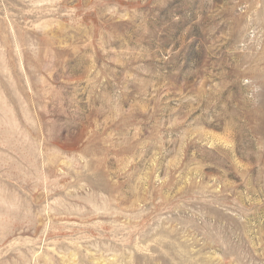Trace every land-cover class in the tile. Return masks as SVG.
<instances>
[{
    "label": "rangeland",
    "instance_id": "rangeland-1",
    "mask_svg": "<svg viewBox=\"0 0 264 264\" xmlns=\"http://www.w3.org/2000/svg\"><path fill=\"white\" fill-rule=\"evenodd\" d=\"M0 264H264V0H0Z\"/></svg>",
    "mask_w": 264,
    "mask_h": 264
}]
</instances>
